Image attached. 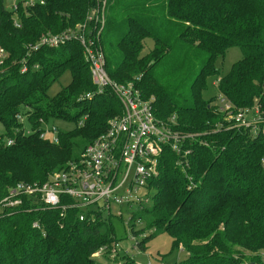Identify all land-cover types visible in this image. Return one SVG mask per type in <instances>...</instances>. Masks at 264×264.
I'll return each instance as SVG.
<instances>
[{"label":"trees","instance_id":"obj_1","mask_svg":"<svg viewBox=\"0 0 264 264\" xmlns=\"http://www.w3.org/2000/svg\"><path fill=\"white\" fill-rule=\"evenodd\" d=\"M101 1L20 5L16 25L0 0V202L15 184L40 186L80 159L121 113L116 96L92 83L76 39L28 51L43 33L84 25L103 50L109 77L133 83L153 98L160 121L173 118L174 128L192 137L182 162L163 148L159 175L149 182L151 203L128 221L134 235L135 220L140 230L154 228L136 246L167 232L173 248L188 253L173 264H264V133L231 127L214 98L203 97L208 78L219 73L217 60L238 46L242 57L221 76L218 91L236 108L259 105L264 116V0ZM93 10L105 14L103 24L88 20ZM67 70L70 82L49 95ZM55 119L74 123L58 128L56 142L40 136ZM20 198L16 207L0 208V264H96L100 249L113 253L112 214L87 212L79 220L76 208H49L34 194ZM117 264L136 263L126 253Z\"/></svg>","mask_w":264,"mask_h":264},{"label":"built area","instance_id":"obj_2","mask_svg":"<svg viewBox=\"0 0 264 264\" xmlns=\"http://www.w3.org/2000/svg\"><path fill=\"white\" fill-rule=\"evenodd\" d=\"M36 1L43 3V0H16L12 3L10 9L14 12L16 25L18 7L32 5ZM92 18L100 21L95 10L88 20ZM84 28L81 25L60 33H43L28 45V51L76 39L82 46L92 83L97 90L108 89L116 96L121 104V113L111 118L106 130L87 144L80 159L68 162L40 186L15 184L1 200L0 208L16 207L21 203L20 195L24 194L37 195L38 200L49 208L62 211L76 208L80 211L79 220H84L87 212L112 214V205L148 206L153 191L149 182L159 175L158 158L163 148L168 147L178 155L179 162L186 160L191 151L189 140L192 137L176 130L173 118L167 123L160 121L154 113L152 97L143 96L133 83L124 84L109 77L102 48L97 40L85 33ZM3 56L5 54L0 49V57ZM27 67L23 65L21 71ZM86 96L90 97V93ZM213 105L230 122L231 127L248 130L253 135L264 133V116L259 105L236 108L222 93L213 100ZM49 132L52 134L51 139L56 142L58 128L53 125ZM46 135L45 130L40 134L41 137ZM12 143V139L7 142ZM261 163L264 168V157ZM118 214L121 215L120 212ZM117 247L116 242L111 252L114 253Z\"/></svg>","mask_w":264,"mask_h":264},{"label":"rangeland","instance_id":"obj_3","mask_svg":"<svg viewBox=\"0 0 264 264\" xmlns=\"http://www.w3.org/2000/svg\"><path fill=\"white\" fill-rule=\"evenodd\" d=\"M15 1L16 0H5V6L9 8ZM101 3L105 4V0H102ZM97 14L100 18L101 24H103V21H105V14H102V11L97 12ZM147 45L152 47L153 43H151V40L146 41V46ZM241 57V49L238 46H233L228 48L225 52V55L217 60L216 65L219 69V73L208 78V86L203 91V97L205 99H215L219 96V91L216 84L220 80L221 76L230 70L231 65L241 59ZM199 58L200 56L197 55L193 57V60L199 61ZM70 78V72L68 70L65 71L62 76L51 85L48 90V94L51 96L54 95L61 89L62 86H65L70 82ZM165 78L169 79L167 75ZM50 122L51 123L43 125L44 130L47 132L48 138H52V134L49 132V130L53 125L62 131L68 130L74 126V123L63 119H55ZM23 127L25 130H30L28 123L25 121L23 123ZM1 129L2 126L0 125V130ZM152 190L153 187L151 191ZM111 212L112 216L110 219L113 226V238L115 239L114 241L118 243V247L116 248L117 262L113 260L115 253H107L106 251L101 250L96 255L94 254L93 260L96 264H117L120 262V258L126 253L134 260L136 264H173L177 261L184 260L187 257L188 253L184 249L180 247L173 248V238L167 232H158L155 236L148 239L145 243L144 249H140L136 246V240L141 239L154 230V228H145L144 230H140L144 227L143 223L135 220V228L136 230H139V233L134 235L130 231L128 221L131 216L139 214V205H112ZM119 212L121 215L118 214ZM262 259L264 262V255H262Z\"/></svg>","mask_w":264,"mask_h":264}]
</instances>
